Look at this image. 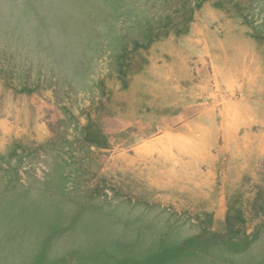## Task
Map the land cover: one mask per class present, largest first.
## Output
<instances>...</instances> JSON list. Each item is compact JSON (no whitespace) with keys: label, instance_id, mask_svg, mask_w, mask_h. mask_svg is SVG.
Wrapping results in <instances>:
<instances>
[{"label":"rangeland","instance_id":"1","mask_svg":"<svg viewBox=\"0 0 264 264\" xmlns=\"http://www.w3.org/2000/svg\"><path fill=\"white\" fill-rule=\"evenodd\" d=\"M0 264H264V0H0Z\"/></svg>","mask_w":264,"mask_h":264}]
</instances>
